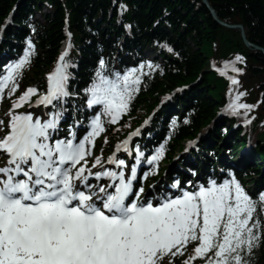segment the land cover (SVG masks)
<instances>
[{"label": "snow or ice", "instance_id": "1", "mask_svg": "<svg viewBox=\"0 0 264 264\" xmlns=\"http://www.w3.org/2000/svg\"><path fill=\"white\" fill-rule=\"evenodd\" d=\"M126 8L121 5L122 12ZM66 35L65 49L47 73L46 90L27 86L9 108L7 124L0 120L8 129L0 135V152L7 155L0 166V264H175L178 256H184L181 264H194L197 258L200 264H254V249L264 243V190L249 193L231 170L228 178L218 180L215 173L197 176L193 169L192 178L182 182L176 177L172 190L156 191L152 185L153 191L147 192L142 181L158 173L166 142L146 155L139 143L133 145L140 128L118 142L107 158L102 151L93 156L106 123L120 121L145 78L163 69L145 60L118 70L100 56L90 83L73 90V33ZM26 45L0 70V101L20 88L36 51L31 37H26ZM244 62L236 54L220 70L243 73L238 63ZM228 79L232 86L239 85L238 75ZM245 94L236 89L232 96L230 90L224 111L245 116L247 124V113L257 105L241 102ZM33 96L36 105L51 106L47 118L14 110ZM81 96L82 105L72 100L73 111L86 108L93 114L66 124L65 105ZM85 121L90 130L78 134L77 126ZM150 121L151 116L141 127ZM177 124L173 118L171 128ZM121 151L125 156L117 155Z\"/></svg>", "mask_w": 264, "mask_h": 264}, {"label": "trees", "instance_id": "2", "mask_svg": "<svg viewBox=\"0 0 264 264\" xmlns=\"http://www.w3.org/2000/svg\"><path fill=\"white\" fill-rule=\"evenodd\" d=\"M121 1L128 7L124 21L133 25V38L128 37L123 24L118 25L115 19L116 4ZM209 1L221 19L231 24H243L248 39L264 48V0ZM16 2L19 1L0 0V21ZM38 2H47L51 12L41 29L42 52L33 68L36 76H41L59 48L67 12L81 55V73L87 64L91 66L95 62L99 50L118 49V38L124 39L127 50L146 47L153 39L168 41L173 46L175 52L164 56L163 71H158L144 86L132 111L137 109L135 114L138 115L151 108L162 93L176 86H189L191 89L186 97L179 96L178 99L183 105L195 106L196 113L191 124L183 127L175 140L180 146L186 138L193 137L216 119L225 100L226 83L211 69V63L216 59L239 53L248 60L244 85L254 92V98L262 94L261 109L264 108V54L247 48L240 29L220 25L202 0H23L19 2V12H33L34 8H39ZM16 21L21 24L19 17ZM97 30L98 36H94L92 33ZM7 37L11 36L8 34ZM189 93L192 99L187 101ZM259 122H263L262 118L256 120L252 129L264 160V128ZM219 126L216 124L210 132L215 140L220 137ZM235 143L238 142L235 140ZM254 252V264H264V243Z\"/></svg>", "mask_w": 264, "mask_h": 264}, {"label": "water", "instance_id": "3", "mask_svg": "<svg viewBox=\"0 0 264 264\" xmlns=\"http://www.w3.org/2000/svg\"><path fill=\"white\" fill-rule=\"evenodd\" d=\"M204 3L209 7V9H210L212 15L215 17V19H216L217 21H219V22H220L221 24H223V25H227L226 23H224V22H222V21L220 20V18H219L218 15H217L216 10L210 5V3H209L208 0H204ZM240 27L242 28V34H243V37H244L245 42L247 43V45H249V46L253 45V44H252L251 42H249V40L247 39L246 34H245V30L243 29V26H240ZM257 48H258V47H257ZM260 49H262V48H260ZM262 51L264 52V49H262Z\"/></svg>", "mask_w": 264, "mask_h": 264}, {"label": "rangeland", "instance_id": "4", "mask_svg": "<svg viewBox=\"0 0 264 264\" xmlns=\"http://www.w3.org/2000/svg\"><path fill=\"white\" fill-rule=\"evenodd\" d=\"M242 150H243V149H241L240 154H241ZM260 162H262V161H260ZM260 168H261V170H262V169L264 168V164H263Z\"/></svg>", "mask_w": 264, "mask_h": 264}, {"label": "bare ground", "instance_id": "5", "mask_svg": "<svg viewBox=\"0 0 264 264\" xmlns=\"http://www.w3.org/2000/svg\"><path fill=\"white\" fill-rule=\"evenodd\" d=\"M250 57V56H249ZM248 90V89H247ZM190 99H192V98H190ZM186 100H189V98H186Z\"/></svg>", "mask_w": 264, "mask_h": 264}]
</instances>
